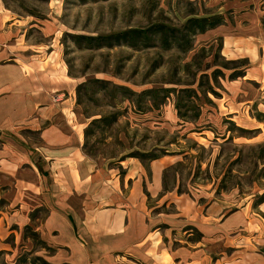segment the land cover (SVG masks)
<instances>
[{
    "label": "rangeland",
    "instance_id": "374dc122",
    "mask_svg": "<svg viewBox=\"0 0 264 264\" xmlns=\"http://www.w3.org/2000/svg\"><path fill=\"white\" fill-rule=\"evenodd\" d=\"M6 3L56 24L54 43L74 79L77 110L89 123L84 143L89 157L110 163L135 157L145 163L167 155L173 164L165 171L163 191L173 189L202 205L221 201L230 209L246 208L248 232L235 237L231 247L264 254L259 209L264 202V75L235 77L236 70L246 72L248 62L229 61L219 52L221 35L237 25L239 16L258 19L264 38V0ZM211 16H218L224 29L218 31L220 24L198 33L193 21ZM32 36L41 38L37 31ZM257 44L261 53L264 39ZM260 66L259 60L252 68ZM171 207L162 211L173 213ZM43 249L51 253L24 230L21 243L0 254V264H45Z\"/></svg>",
    "mask_w": 264,
    "mask_h": 264
},
{
    "label": "crops",
    "instance_id": "0c3cea01",
    "mask_svg": "<svg viewBox=\"0 0 264 264\" xmlns=\"http://www.w3.org/2000/svg\"><path fill=\"white\" fill-rule=\"evenodd\" d=\"M238 19L221 35L219 52L248 62L241 78H261L258 19ZM58 32L53 21L0 0V254L13 251L25 230L51 250H42L45 264H264L260 251L230 244L248 232L246 208L163 191L173 164L167 155L110 163L86 154L89 123L54 43ZM171 206L173 213L162 211Z\"/></svg>",
    "mask_w": 264,
    "mask_h": 264
},
{
    "label": "trees",
    "instance_id": "16d2710c",
    "mask_svg": "<svg viewBox=\"0 0 264 264\" xmlns=\"http://www.w3.org/2000/svg\"><path fill=\"white\" fill-rule=\"evenodd\" d=\"M193 22L197 25L198 33H203L206 30L213 29L217 25H220L222 23V20L218 16H211L208 18H199L197 20H194ZM242 62H243V60H242ZM234 73L236 74L235 77H241L243 74V71L236 70ZM148 93L152 94L153 91H151V90L145 91V94H148ZM88 133H89V128H87V130H86V135Z\"/></svg>",
    "mask_w": 264,
    "mask_h": 264
}]
</instances>
